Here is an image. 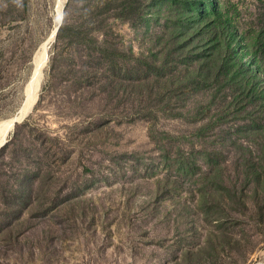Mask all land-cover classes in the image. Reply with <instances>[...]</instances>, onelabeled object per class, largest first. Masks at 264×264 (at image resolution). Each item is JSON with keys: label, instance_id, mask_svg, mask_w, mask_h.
I'll return each mask as SVG.
<instances>
[{"label": "rangeland", "instance_id": "374dc122", "mask_svg": "<svg viewBox=\"0 0 264 264\" xmlns=\"http://www.w3.org/2000/svg\"><path fill=\"white\" fill-rule=\"evenodd\" d=\"M262 64L264 0H0V264H264Z\"/></svg>", "mask_w": 264, "mask_h": 264}, {"label": "bare ground", "instance_id": "6f19581e", "mask_svg": "<svg viewBox=\"0 0 264 264\" xmlns=\"http://www.w3.org/2000/svg\"><path fill=\"white\" fill-rule=\"evenodd\" d=\"M54 29H55V27L52 29V31L50 33L51 35L53 34ZM51 35H50V37H51ZM45 44H46V42L44 41L41 45V49H40L41 51L36 56L37 61H39L40 59H42L45 56V50H46V47L48 45V44H46V45ZM29 85H30V82L27 84V88L29 87ZM34 98H35V94L33 95L32 92L30 94L28 93V95L26 94V98L24 99L19 111L16 114H14L13 116H11L5 120L0 121V143H2L3 140H5L7 138L8 130L10 128V125L12 124L13 119L15 117H18L19 113L23 114L25 112V110L28 108V106L32 103Z\"/></svg>", "mask_w": 264, "mask_h": 264}, {"label": "water", "instance_id": "95a60500", "mask_svg": "<svg viewBox=\"0 0 264 264\" xmlns=\"http://www.w3.org/2000/svg\"><path fill=\"white\" fill-rule=\"evenodd\" d=\"M60 24H61V21H59V23H58L57 26H55L54 32H53V34L51 35V37L49 36V37L45 40L46 44H48V43L50 42V40L55 36V34H56V32H57V30H58ZM46 44H45V45H46ZM45 58H46V52H45V56H44L42 59H40V60L36 63V65H35V67H34V69H33V71H32L31 78H30V83H31V86H32L34 89H36V87H38V85H39V80H40V67H41V65H43V63L45 62ZM33 101H34V99H33ZM33 101H32V103H33ZM32 103L28 106V108L25 110V112H24L23 114H22V113H19L18 117H15V118L13 119L12 124L10 125L9 130L12 129L16 123L20 122L21 120H23V119L25 118V116L27 115V113L30 111V109H31V107H32ZM9 130H8V132H9ZM6 141H7V138H6L5 140H3L2 143H0V147H1L3 144H5Z\"/></svg>", "mask_w": 264, "mask_h": 264}, {"label": "trees", "instance_id": "16d2710c", "mask_svg": "<svg viewBox=\"0 0 264 264\" xmlns=\"http://www.w3.org/2000/svg\"><path fill=\"white\" fill-rule=\"evenodd\" d=\"M262 67H263V69H264V64H262ZM259 154H260V161L262 162V163H264V141H263V144L261 145V149H260V152H259ZM264 166V165H263ZM257 176H259L260 175V171L259 170H257V171H255L254 172ZM263 178V176L261 175L260 177H259V179L258 180H260V179H262Z\"/></svg>", "mask_w": 264, "mask_h": 264}]
</instances>
